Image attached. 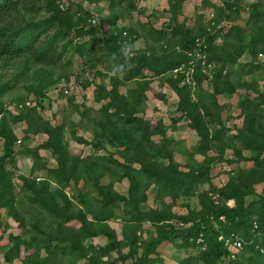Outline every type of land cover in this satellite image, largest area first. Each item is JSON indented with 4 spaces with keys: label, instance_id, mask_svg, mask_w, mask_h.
Instances as JSON below:
<instances>
[{
    "label": "trees",
    "instance_id": "trees-1",
    "mask_svg": "<svg viewBox=\"0 0 264 264\" xmlns=\"http://www.w3.org/2000/svg\"><path fill=\"white\" fill-rule=\"evenodd\" d=\"M166 1L170 15L167 25L156 29L149 20L145 23L138 21V28L134 32L129 29L116 30L113 25L119 18H131L133 12L142 16L141 11L137 10L136 0H0V70L15 62L19 64L12 70L13 74L6 71L9 78L0 83V97L13 91L17 84H23L29 93L40 99L44 89L53 81L50 79L51 70L70 67L72 56L82 59L83 65L91 70L103 66L108 71V55L118 51L123 42L128 39V42L136 41L137 37H141L145 46L135 57L132 70L120 78L109 77V91L104 86H98L96 102L105 103L99 109V120H91L94 138L80 141L90 145L93 151L102 150V143H106L116 149L119 160L113 159L112 155L99 157L97 152H92L83 160L71 157L68 147L62 142L61 127L53 126L47 120L34 126L35 120L39 119L37 109H26L20 113L21 117L15 119L25 121L34 133L46 136L43 147L56 160L57 168L49 171L50 179L35 181L30 177L22 178L23 186L19 194L27 196L30 206L47 214L49 225L29 241L12 238V246L4 254V263L10 264L15 259H36L44 252L59 259L76 254L78 262L84 260L86 264H99L100 257L108 256L112 251L121 253L123 248H128L125 256L130 264H162L157 248L162 243H168L177 252L185 254L184 258H178V264H224L223 261L228 264H264V187L261 193H256L254 188L259 184L264 186V84H258V78L264 81V59L256 63L260 55L264 58V2L250 4L243 26L235 25L225 32L220 24L236 21L240 15V7L237 9L239 0H221L219 6L202 0V8L212 9L213 17L204 23L203 16H198L194 29L177 23L185 0ZM84 2L96 8L100 3H106L110 13L101 20L99 18L95 24L87 23L90 15L82 9ZM104 24H109L113 31L101 29ZM217 37L223 40L222 44H213ZM197 40H200V46ZM175 47L181 50L178 58ZM195 50V55L204 52L206 63L215 66L214 78L210 81L212 97L218 95L230 99L237 89L244 91L238 96L241 127L233 135H228L223 126L210 128L215 121L212 112L219 107L213 98H206L207 92L201 82L207 76L200 72L195 75L196 91L188 85L180 86L181 79L166 78L179 99L176 111L180 117L173 119L172 124L186 119L190 129L200 138L202 146L199 149L210 147L216 150L219 147L216 150L219 153L217 162H251L252 167L239 171L229 179L224 189L218 190L223 199L221 205H213L207 197H202L201 200L206 202L204 206H208L203 212L177 216L169 211L173 200L193 195L210 167L204 168L202 165L186 172L180 170L173 163L169 151L173 139L166 136L165 125L161 121L151 125L138 113L143 110L145 92L150 85L145 71L160 78L187 61V52ZM244 56L251 60L239 61ZM30 65L48 70L37 71L35 68L31 76L33 81H30ZM96 75L102 74L96 70ZM42 77L49 80L42 81ZM131 81L133 86L124 93L118 91ZM248 90L254 94H249ZM37 105L39 109L42 108L40 102ZM75 109L80 119H84L87 108ZM0 115L1 219L2 210L8 209L10 212L15 206V194L5 172V161L14 153L16 138L8 122L13 118L1 104ZM154 135L161 136L158 142L151 139ZM225 150H231L233 159H224ZM242 151L248 152L249 156H243ZM166 158L169 164L163 167L160 160ZM103 178L129 181V198L115 194L112 184H101ZM80 180H84L87 191L76 190L75 200L80 207L76 210L71 203L73 200L65 195L64 190L69 188L71 182L76 188ZM145 182L155 183L161 195H172L171 203H164L159 209L146 207L145 197L137 194L139 189L145 187H142ZM50 183H56L60 191L52 192ZM92 191L97 193L98 200L91 197ZM229 199L234 201L233 207L226 206L225 201ZM120 203L128 211L131 224L125 225L122 238L118 240L103 222L113 217L112 211L119 209ZM97 213L105 216L95 219L93 223L88 216ZM16 220L23 222L18 217ZM69 222H76L77 230L64 227ZM146 223L150 224L151 229L143 232L147 239L141 240V225ZM33 228L37 230L38 226ZM232 233L240 237L243 249L227 259L230 256L228 248L218 237L223 235L226 239ZM97 235L106 237L108 243L102 247L84 245L85 239ZM190 249L197 252L190 253ZM89 251L92 253L88 254Z\"/></svg>",
    "mask_w": 264,
    "mask_h": 264
},
{
    "label": "rangeland",
    "instance_id": "rangeland-1",
    "mask_svg": "<svg viewBox=\"0 0 264 264\" xmlns=\"http://www.w3.org/2000/svg\"><path fill=\"white\" fill-rule=\"evenodd\" d=\"M213 5L219 6L222 4L221 0H209ZM258 1L264 0H239L238 7H240L239 16L236 17L235 22L224 21L220 25L225 28V32L229 27L235 25L243 26L244 22L248 18L249 5L256 3ZM137 10L141 11L142 16L138 15L137 12H133L131 18L125 17L124 19L119 18L115 21L114 29L122 30L129 29L132 31L137 30L136 25L139 22L145 23L146 20L152 23V26L156 29L167 25L170 22V15L168 14V4L166 0H136ZM82 9L90 15L89 21L87 23L95 24L99 21V18L107 17L110 13L108 11V5L106 3H100L98 8L93 4L82 3ZM100 9V10H98ZM203 16V21L206 23L210 21L213 17L212 9H203L202 0H185L182 3L181 15L178 16L177 23L185 24L186 28L194 29L197 26L198 16ZM150 16L151 19H150ZM203 23V24H204ZM205 25V24H204ZM106 32L113 31V28L109 24H104L103 28ZM112 29V30H111ZM115 30V31H116ZM125 37V34L123 33ZM129 41V39H128ZM136 41L140 42L141 50L145 49L144 39L137 37ZM223 40L219 37L214 38L213 44L220 45ZM198 46H200V40H197ZM175 47V53L180 55L181 50ZM166 49V46H163ZM195 51L187 52L186 56L188 60L181 63L180 66L170 70L160 78L153 77V74L145 71L147 75V80L150 79V85L145 92L146 101L144 103L143 110L138 113L140 118L154 125L156 122L161 121L167 128L166 136L169 139H173L170 144L169 151L171 152L173 163L180 168L182 171H188L189 169H197L198 166L210 167L206 175L202 177V183L198 186L197 191L187 197L186 199L177 198L172 202V206L169 211L177 216H186L189 213L203 212L208 206H204L206 203L201 200L202 197H207L213 205H221L223 199L218 193L219 189H224V186L229 182L231 177H235L239 171H247L252 167L251 162H241L234 164H226L224 161L217 162L219 160V153L216 150L219 148L205 147L199 149L202 146L200 143V138L197 136L193 130L190 129L188 121L182 119L175 125L172 124V120L180 117V114L176 111L178 104V96L176 91L172 88L171 84L166 80L170 76L173 79H181L180 86L188 85L194 90L196 87L195 75L197 73H202L207 76L201 86L206 90V98L216 101L218 109L212 112V116L215 121L210 125L211 129L223 126L228 135H233L241 127L242 119L240 118L241 111L238 109V96L244 91L237 89L236 94L228 99L225 96H214L212 97V87L211 82L214 78V65L207 64L205 60V53H197ZM249 56V55H248ZM244 56L239 61L245 62L246 60H251L250 57ZM195 57V58H194ZM72 63L70 67H61L59 71L51 70L50 79L53 81L49 86H47L43 91V96L40 99L36 98L33 94L29 93L23 84H17L16 88L8 94L0 97V104L4 106V111H8L11 114L12 119H9V126L12 130V135L16 138V145L14 147V153L5 161V172L8 173V179L11 182L13 192L15 194V206L14 209L9 212L8 209L1 211L0 219V264L4 263V254L7 249H9L11 244V239L19 238L21 241H29L31 238L36 236L41 230H46L49 225V220L46 219V215L42 210H37L30 206L27 196L19 194V189L23 186L22 178H28L35 180L40 179V181L50 179L49 171L57 168L56 160L50 155L49 151L44 149L43 144L46 142L47 138L44 134L34 133L33 130L28 127L25 121H16L15 119L21 117L20 113L26 109L30 110L34 108L37 109L38 120H35L34 126L39 125L40 121H48L53 126H58L63 129V144L68 147L69 155L75 157L79 160H83L87 155L92 152H97V156L112 155L113 159L119 160V156L116 154V149L112 148L106 143H102L103 149H98L93 151L90 145H85L80 142L81 140L90 141L94 138V124L91 122L92 119L99 120L101 114H99V109L105 101L97 103V96L95 94L98 86H104L106 91L110 90V79L106 75V68L103 66H97L96 69H89L87 65H83V60L76 55L72 56ZM263 56L260 55L256 60V63L263 61ZM17 62L12 63L10 67H2L0 70V83L8 79L9 75L7 73H12L15 67H18ZM28 75L31 76L35 71L45 70L46 68H40L37 66L30 65ZM38 68V69H37ZM96 70L101 72V76L96 75ZM209 70H212L210 72ZM39 74V73H38ZM40 75V74H39ZM41 76V75H40ZM8 77V78H6ZM67 77V78H65ZM58 79V80H56ZM49 80V78L42 77V81ZM211 81V82H210ZM259 86H263L264 81L258 78ZM133 86V82H127L124 86L120 87L118 91L124 93V91ZM196 91V88H195ZM249 94H254L251 90H248ZM256 95V94H255ZM163 96L164 98H161ZM194 98V97H193ZM71 101V103H69ZM196 101V98H195ZM38 102L42 104V108H38ZM75 107L80 109L85 107L87 111L84 119H80V114L76 112ZM83 112V111H82ZM1 116V115H0ZM1 122V119H0ZM2 123H0V128ZM33 126V125H32ZM100 127V126H98ZM161 136L154 135L151 139L154 142H158ZM101 142H103L101 140ZM95 143V142H94ZM173 149V151H172ZM2 154V145L0 143V156ZM243 156H249V153L242 151ZM264 156V155H263ZM89 157V156H88ZM224 159H233L231 150H225L223 153ZM211 161V162H210ZM121 162V160H120ZM163 167H166L168 159L160 160ZM213 163V164H212ZM40 166V167H36ZM34 167V169H33ZM204 167V168H205ZM112 184V191L115 194L127 199L129 198L130 183L127 180H114L103 178L101 184ZM145 186V187H144ZM144 188L137 191L138 196L145 197V206L150 209H159L162 204L171 203L172 195H161L155 183L143 184ZM263 185H255L256 193H261L263 190ZM87 185L84 180H80L77 183L76 188H74V183H70L69 188L64 190L65 195L73 200L72 206L74 209H79L78 202L75 200L76 190H81L82 192L87 191ZM60 188L56 183H50V190L52 192L60 191ZM91 197L98 200L97 193L92 191ZM226 206L233 207L234 201L229 199L225 201ZM112 211V216L108 220L104 221L103 225L115 233V237L118 240L122 238V231L125 229L127 223L131 224L130 215L126 209L121 207ZM146 208V210H148ZM104 214H94L88 216L92 219L93 223L95 219L104 217ZM16 217L23 220L22 223L16 220ZM223 221V217L220 218ZM33 226H38V229H34ZM64 227H69L77 230L78 224L76 222H69L64 225ZM131 227V226H130ZM137 227V225H136ZM140 227V226H139ZM151 229L150 224H142L140 233L141 240H146L145 230ZM216 230H219L215 226ZM255 232V229H253ZM219 241H223L224 245L228 248L230 253L229 258L234 257L238 254L241 249H243L242 240L240 237L234 233L230 234L228 238H224L223 235L218 237ZM239 242L240 247H236L233 243ZM84 245H89L92 247L104 246L108 243V239L104 236L97 235L92 236L89 239L84 240ZM121 253L112 251L108 256L100 257L99 264H130L126 254H128L129 249L123 248ZM190 253H196V250L189 251ZM92 252L89 251L88 254ZM157 253L162 261V264H178V258H184L185 254L183 252H177L168 243H162L157 248ZM224 264H228L227 261H223ZM84 260L77 261L76 254H70V256L65 255L63 258L50 257L49 255L41 252L38 258H28L27 260L15 259L10 264H86Z\"/></svg>",
    "mask_w": 264,
    "mask_h": 264
},
{
    "label": "clouds",
    "instance_id": "clouds-1",
    "mask_svg": "<svg viewBox=\"0 0 264 264\" xmlns=\"http://www.w3.org/2000/svg\"><path fill=\"white\" fill-rule=\"evenodd\" d=\"M140 51L139 41L123 42L118 51L108 55L110 69L106 72V75L112 78H120L123 74L132 70L135 67L133 61Z\"/></svg>",
    "mask_w": 264,
    "mask_h": 264
},
{
    "label": "built area",
    "instance_id": "built-area-1",
    "mask_svg": "<svg viewBox=\"0 0 264 264\" xmlns=\"http://www.w3.org/2000/svg\"><path fill=\"white\" fill-rule=\"evenodd\" d=\"M236 247H240V243L239 242H234L233 243Z\"/></svg>",
    "mask_w": 264,
    "mask_h": 264
}]
</instances>
